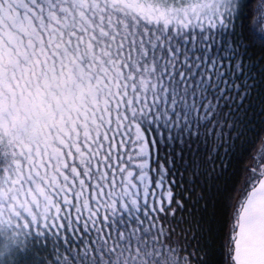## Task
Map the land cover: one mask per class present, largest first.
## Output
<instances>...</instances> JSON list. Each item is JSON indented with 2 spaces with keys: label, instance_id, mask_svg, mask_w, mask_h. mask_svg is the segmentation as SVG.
Listing matches in <instances>:
<instances>
[{
  "label": "snow or ice",
  "instance_id": "snow-or-ice-1",
  "mask_svg": "<svg viewBox=\"0 0 264 264\" xmlns=\"http://www.w3.org/2000/svg\"><path fill=\"white\" fill-rule=\"evenodd\" d=\"M0 264H264V0H0Z\"/></svg>",
  "mask_w": 264,
  "mask_h": 264
}]
</instances>
